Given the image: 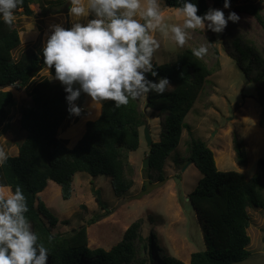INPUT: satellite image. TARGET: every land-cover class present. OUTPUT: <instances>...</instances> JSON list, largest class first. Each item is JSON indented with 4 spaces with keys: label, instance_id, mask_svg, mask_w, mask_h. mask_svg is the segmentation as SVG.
Returning <instances> with one entry per match:
<instances>
[{
    "label": "trees",
    "instance_id": "obj_1",
    "mask_svg": "<svg viewBox=\"0 0 264 264\" xmlns=\"http://www.w3.org/2000/svg\"><path fill=\"white\" fill-rule=\"evenodd\" d=\"M193 2L198 5V15L210 8L208 0ZM212 2L213 6L223 5V0ZM236 2L230 0V4ZM58 3L62 2L58 0ZM31 5L37 6L39 16L62 11L51 0H24L21 12L28 16L36 14ZM165 6L180 7V0H165ZM235 7L252 15L264 31V12L259 4L241 0ZM20 31L16 18L11 27L0 22V123L7 121V107L14 102L13 93L5 87L18 84L25 88L30 102L19 107L16 119L26 134L17 153L9 155L7 163L0 167V186H8L13 192L17 187L23 191L28 205L25 215L38 235V243L49 251L47 264H150L152 261L155 264H236L247 259L250 255L247 229L251 220L247 207L264 208V158L259 159L258 168L250 178L235 170L220 171L213 150L194 136L187 141L186 160L197 168L200 178L188 197L201 224L206 247L192 252L189 262L161 254L152 231L148 238L141 235V219L133 221L121 240L109 250L88 246L89 223L64 232L53 231L59 219L39 198L48 182L58 184L66 200L71 197L72 182L78 172H86L93 178L108 176L116 196L124 195L133 186V167L127 156L139 147V128L144 125L145 114L139 108L138 99L120 108L106 101L100 109L102 114L87 120L82 136L73 147H67L65 140L58 137L60 127L69 116L66 93L59 81L47 75L36 78L35 68L44 63L43 49L29 47L17 58L13 57V50L21 42ZM229 38L242 72L249 76L256 70L257 98L261 106L259 125L264 127V50L238 35ZM153 65L160 77L169 79L172 87L162 95L150 92L145 98L150 115L161 117L158 140L148 150L146 171L150 182L164 180L163 166L180 141L184 118L207 79L219 68L218 63L208 66L203 59L193 56L191 48L178 52L172 63L153 62ZM48 74L54 76V69H48ZM234 140L237 162L245 165L243 145L236 137ZM96 200L101 208H106L99 196Z\"/></svg>",
    "mask_w": 264,
    "mask_h": 264
},
{
    "label": "rangeland",
    "instance_id": "obj_2",
    "mask_svg": "<svg viewBox=\"0 0 264 264\" xmlns=\"http://www.w3.org/2000/svg\"><path fill=\"white\" fill-rule=\"evenodd\" d=\"M51 1L55 2L62 11L39 16L37 6L31 5L36 14L28 16L21 10L16 15L17 26L21 29L19 32L21 42L13 50L14 58L18 57L21 50L29 47L43 49V43L49 34V25L60 23L66 16V0H60L61 4L58 0ZM253 1L259 4L264 12V0ZM239 3L241 0L231 3L230 8L224 10L226 15L229 11L236 12L240 16V21L235 24L229 22L222 34L192 31L190 40L183 48L177 47L169 37L160 33L156 34L161 47L154 54L152 62L172 63L181 50L204 45L209 51L203 60L208 66H215L216 63L219 65V68L205 82L191 111L184 118L180 141L163 166L164 180L150 182L147 167H143L149 147L145 141V126H140L139 147L129 151L127 156L129 165L133 167L131 174L133 186L124 195L114 194L108 176L98 175L93 178L86 172H78L74 175L72 194L67 200L62 198L61 189L54 182L51 189L39 194L40 200L59 219L53 227L55 233L89 223L88 246L92 249L102 247L109 250L121 240L123 232L133 221L141 219V235L148 238L152 231L156 235L161 254L173 255L184 262H189L192 252L206 247L201 224L188 197L196 186L200 173L192 163L186 160L187 141L191 136L201 138L213 150L218 170L239 171L246 178H250L256 172L259 159L264 158V127L259 125L261 106L257 98L259 85L255 81L256 70H252L249 76L242 72L236 64L237 53L233 50V44L229 38L238 35L243 40L256 45L260 50H264V31L252 15L235 7ZM208 6L222 9L223 5L213 6L212 0H208ZM162 8L166 23H182V19L174 14L175 8L166 7L165 4ZM37 73L36 78L47 75L52 79L44 63L41 64ZM5 89L13 93L14 102L7 107L9 118L0 123V146L5 147L9 155H15L26 134L16 118L19 107L30 103L29 95L26 89L18 84L7 86ZM138 101L140 110L145 114L144 120L147 121L151 137L153 141H157L161 117L150 115V110L145 106L144 97L139 98ZM89 105L90 99L85 96L82 107L86 110L84 109L82 120L98 118L95 110ZM70 117L66 118L58 134L59 138L65 140L68 147L73 146L80 138V134L75 136L76 126L71 130L68 129ZM234 137L243 145L245 165H239L237 162ZM96 196L100 197L105 209L98 204ZM247 210L251 217L247 229L250 236L247 249L250 255L236 264H264V208L248 206ZM105 211L109 213L106 215ZM91 221L94 222L91 223ZM152 255L156 260V253Z\"/></svg>",
    "mask_w": 264,
    "mask_h": 264
},
{
    "label": "clouds",
    "instance_id": "obj_3",
    "mask_svg": "<svg viewBox=\"0 0 264 264\" xmlns=\"http://www.w3.org/2000/svg\"><path fill=\"white\" fill-rule=\"evenodd\" d=\"M23 3L0 0V22L11 27ZM164 4L165 0H66L67 14L60 23L49 25L42 56L44 65L54 69L52 79L63 86L69 116L84 112L83 105L76 103L82 94L99 117L106 101L120 108L130 100L147 98L150 92L162 95L171 88L152 62L161 47L157 33L183 48L192 31L219 35L229 22L240 21L234 11L225 14L230 0H223L222 9L210 7L203 15L197 14L193 0H180L174 14L182 23L169 24ZM208 51L201 45L192 48V55L203 59ZM8 160V151L0 146V167ZM27 212L26 196L19 187L13 192L0 186V264H47L49 251L38 243Z\"/></svg>",
    "mask_w": 264,
    "mask_h": 264
},
{
    "label": "crops",
    "instance_id": "obj_4",
    "mask_svg": "<svg viewBox=\"0 0 264 264\" xmlns=\"http://www.w3.org/2000/svg\"><path fill=\"white\" fill-rule=\"evenodd\" d=\"M23 50H21L20 52H22ZM87 108V107H86ZM86 110V109H85ZM82 115H84V114H81V116H79V119H77L76 120V116H71L70 118H68L69 120H68V129L69 130H71V129H73V128H75V126L77 127L76 129H77V131H76V133L77 134H80V136L79 137H81L82 136V134H83V132H84V124H85V122L88 120V119H85V120H82V119H84V117L82 118ZM80 121V122H79ZM66 122V120L63 122V124ZM77 122H79V123H77ZM73 131H75V129L73 130ZM67 145V144H66ZM75 145V143L73 144V146ZM73 146H71V147H73ZM68 147V146H67ZM71 147H69V148H71ZM17 151H18V149L16 150V153H17ZM58 185V184H57ZM52 181H50V182H48V185L46 186V188L41 192L42 194L43 193H45V192H47L49 189H51L52 188ZM6 189H10V187H8V186H4Z\"/></svg>",
    "mask_w": 264,
    "mask_h": 264
},
{
    "label": "water",
    "instance_id": "obj_5",
    "mask_svg": "<svg viewBox=\"0 0 264 264\" xmlns=\"http://www.w3.org/2000/svg\"><path fill=\"white\" fill-rule=\"evenodd\" d=\"M67 26H69V25L66 24V27ZM40 68H41V65H38L35 68V71H38ZM84 101H85V95L82 94L81 97L79 98V100L76 103H77V105L82 106ZM144 126H145V130H144L145 141H146L147 147H150L153 144V139L151 137L150 130H149L148 126H147V121L146 120H144ZM148 166H149V156H146V158L143 161V167H148Z\"/></svg>",
    "mask_w": 264,
    "mask_h": 264
}]
</instances>
